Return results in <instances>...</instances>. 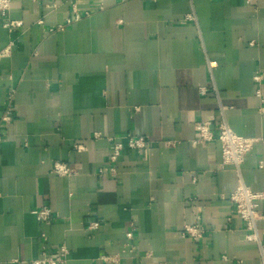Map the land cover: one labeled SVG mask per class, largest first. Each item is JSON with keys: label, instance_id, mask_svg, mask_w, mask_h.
<instances>
[{"label": "crops", "instance_id": "obj_1", "mask_svg": "<svg viewBox=\"0 0 264 264\" xmlns=\"http://www.w3.org/2000/svg\"><path fill=\"white\" fill-rule=\"evenodd\" d=\"M74 10L90 15L58 29ZM8 18L22 24L0 17V127L13 92L0 264L62 244L68 264H262L230 195L240 182L264 191V0H14ZM222 111L259 139L239 173L217 139L194 143L195 123L217 133ZM127 133L151 145L125 149L112 176L108 138ZM57 162L73 173H54ZM43 208L49 223L34 213ZM196 221L198 241L181 233ZM132 224V257L103 262L124 255ZM257 231L264 244V216Z\"/></svg>", "mask_w": 264, "mask_h": 264}, {"label": "built area", "instance_id": "obj_2", "mask_svg": "<svg viewBox=\"0 0 264 264\" xmlns=\"http://www.w3.org/2000/svg\"><path fill=\"white\" fill-rule=\"evenodd\" d=\"M14 0H0V17L6 19L4 25L7 28H13L20 26L21 21H14L9 19V13L11 6ZM127 1V0H121ZM90 15L87 11L85 13H80L77 10H74V17L67 20L66 24L59 25L58 29H63L67 24H70L74 21H78L85 16ZM260 77H256L259 79ZM202 92L205 91L204 88L201 89ZM8 105L6 111L2 117L1 127H0V142L4 138V128L7 123L12 119V102H13V92L8 96ZM263 106L261 109L264 110V101H262ZM196 131L198 132V138L194 140V143H199L203 141H212L217 139L221 143L222 149V165H230L235 167V169L240 171L241 165L244 163L246 155L252 150L255 143L259 139L247 138L237 134L229 125L224 112L222 111V121L218 127V132L212 129L210 121H197L195 123ZM100 133H95V137H99ZM111 142V153L110 161L112 165L108 169L107 173L112 176H116L117 168L116 162L118 161L121 153L125 149L137 150V151H146L151 145V139L148 136L144 135H135L132 133H127L124 137H109ZM78 150L84 149L83 146L78 145ZM53 172L60 175H71L73 170L69 167L67 163H55ZM106 171L100 169L99 174H103ZM231 201L235 205V213L242 218L246 223V228L248 234L246 239L249 241H256L259 245L260 250V259L261 263L264 264V244L261 243L258 231H257V221L258 219L264 216V211H261L260 205L264 203V191H255L250 186L240 182L235 191L230 195ZM37 218L43 222H51L53 220L52 211L48 208H43L35 210ZM100 226L98 221H91L88 223V228L90 230L97 229ZM136 227L134 224L131 225V229L126 233V242L121 253L115 255H107L103 258V262H119L122 258H130L129 255L134 247V240L136 239ZM205 228L200 221H196L192 224H187L183 227L181 233L184 237L198 241L202 239L205 235ZM42 237L46 239V235L42 234ZM70 249L66 244L60 245L53 252H48L47 249H44L41 253V256L35 260H32L30 264H68L69 262Z\"/></svg>", "mask_w": 264, "mask_h": 264}]
</instances>
